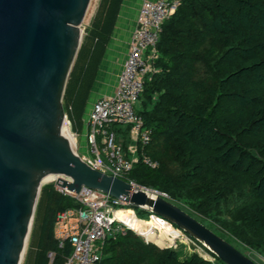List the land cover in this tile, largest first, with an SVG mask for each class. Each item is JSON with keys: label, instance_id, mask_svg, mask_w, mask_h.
<instances>
[{"label": "trees", "instance_id": "1", "mask_svg": "<svg viewBox=\"0 0 264 264\" xmlns=\"http://www.w3.org/2000/svg\"><path fill=\"white\" fill-rule=\"evenodd\" d=\"M123 2L99 0L85 28L63 100L76 133L87 128L86 109ZM157 51L137 107L153 130L144 152L158 166L140 159L124 179L167 193L264 264V0H180ZM111 128L126 147L129 128ZM76 206L54 183L42 186L23 264H65L73 247H61L54 229L57 214ZM212 256L160 247L126 229L106 238L96 264H225Z\"/></svg>", "mask_w": 264, "mask_h": 264}, {"label": "water", "instance_id": "2", "mask_svg": "<svg viewBox=\"0 0 264 264\" xmlns=\"http://www.w3.org/2000/svg\"><path fill=\"white\" fill-rule=\"evenodd\" d=\"M91 2L0 0V264H22L47 175L160 216L225 264H259L162 193L92 167L64 135V93Z\"/></svg>", "mask_w": 264, "mask_h": 264}, {"label": "built area", "instance_id": "3", "mask_svg": "<svg viewBox=\"0 0 264 264\" xmlns=\"http://www.w3.org/2000/svg\"><path fill=\"white\" fill-rule=\"evenodd\" d=\"M179 5L180 0H141L137 25L115 92L97 98L86 120V136L91 155L83 158L92 167L124 179L140 159L151 168L158 166V162L144 152L150 144L153 130L145 124L137 104L146 76L156 71L154 61L158 57L157 44L163 24ZM114 124L129 128L130 142L126 147L117 132L111 128ZM140 148L143 150L141 157L138 155ZM55 176L51 180L54 183L57 178L71 180L65 175ZM55 187L79 203V206L69 207L57 214L55 238L61 247L66 242L73 247L65 264H96L103 257L104 242L108 236L132 229L126 221L115 216V211L131 210L138 216L135 209L123 208L127 204L98 188L82 186L78 192H74L59 185ZM153 192L169 197L167 193L156 189ZM182 233L199 248L202 255L213 260L214 257L204 246L185 232ZM48 256L53 261L54 252H49Z\"/></svg>", "mask_w": 264, "mask_h": 264}, {"label": "crops", "instance_id": "4", "mask_svg": "<svg viewBox=\"0 0 264 264\" xmlns=\"http://www.w3.org/2000/svg\"><path fill=\"white\" fill-rule=\"evenodd\" d=\"M140 7L141 0H124L122 4L118 21L104 59L107 72L101 77L94 100L90 105L88 104L89 106L86 109L87 118L97 98L104 95H112L115 92L118 77L123 68L129 51L131 38L137 25ZM98 77L96 83L98 82ZM102 86L105 87L101 90ZM258 257L264 261V257Z\"/></svg>", "mask_w": 264, "mask_h": 264}, {"label": "rangeland", "instance_id": "5", "mask_svg": "<svg viewBox=\"0 0 264 264\" xmlns=\"http://www.w3.org/2000/svg\"><path fill=\"white\" fill-rule=\"evenodd\" d=\"M98 3H99V0H92L91 2V5H90V8H89V11H88V14H87V17L85 19V21L83 22L82 24V29L85 31V28L90 24V21H91V18L92 16L94 15L96 9H97V6H98ZM106 56V55H105ZM105 59V57H104ZM105 62L103 60V63L100 67V71H99V77H98V82L96 83L95 85V88H94V91L91 95V98H90V102H89V105L90 103H92V101L94 100L95 98V95L97 93V87H99V83H100V80H101V77L103 75L106 74L107 72V68L105 67ZM103 87L105 86H102L101 90L103 89ZM88 105V106H89ZM138 106V104H137ZM88 111V110H87ZM87 118V116H86ZM69 120V119H68ZM70 122V121H69ZM118 126H121V127H127L125 125H120V124H117ZM74 132V131H73ZM74 143H75V148L76 150L81 154L82 157H88L89 155H91L90 153V148H89V144H88V141H87V128H84V130L81 132V133H76L74 132ZM52 179H49V180H45V184L46 183H54L53 181H51ZM55 184V183H54ZM124 208V207H123ZM126 208V207H125ZM127 209V208H126ZM135 209L136 213L141 216V217H138L139 219V222L142 223L140 226H139V230L141 233L143 234H147L150 230V228L145 225V224H148L151 228L154 229V231L157 233V235L155 236V238L153 239L155 242V244L159 245L160 247H174V248H184L187 252H188V255H190L193 250H196L199 252V248L193 243L191 242L189 239L187 238H184V237H176L177 235L170 232V230L168 229L169 227V224H167V227H164V229H162V236H160V232H161V229L159 227H157L155 225V222H158L156 219H152L154 216H151V215H154V214H148V213H139V208H133ZM158 216H155V218H157ZM144 219V220H143ZM177 228V227H176ZM167 229V230H166ZM137 230V229H136ZM164 230L167 231V235L164 233ZM134 231V230H133ZM137 233V232H136ZM138 234V233H137ZM174 234V235H173ZM140 235V234H139ZM142 236V234L140 235ZM143 237V236H142ZM161 237V238H160ZM144 238V237H143ZM145 239V238H144ZM146 241V239H145ZM152 241V240H151ZM27 251V249H26ZM211 254V253H210ZM212 255V254H211ZM25 256H26V252H25ZM25 256H24V259H23V262L22 264L24 263V260H25ZM257 257V256H256ZM215 258H213L214 260Z\"/></svg>", "mask_w": 264, "mask_h": 264}, {"label": "bare ground", "instance_id": "6", "mask_svg": "<svg viewBox=\"0 0 264 264\" xmlns=\"http://www.w3.org/2000/svg\"><path fill=\"white\" fill-rule=\"evenodd\" d=\"M86 17H87V15H86ZM63 133L66 136V138L69 140V142L72 144V146L76 147L75 143H74V136L75 135H74V132H73L72 127H71V124H70L68 119H65ZM54 178H56L55 175H47V176L44 177L43 182H45V180L54 179ZM115 216L118 217L119 219H122V220L126 221L133 230L137 231L139 234H142V236H144V238H146L147 240L154 241L153 239L155 238L157 233L148 224H145V225H147L150 228L149 232L147 234L141 233L140 230H139V226L142 224V223L139 222V220H141V219H139L137 216H135L133 214V211L125 210V209H119V210L115 211ZM153 216L154 217L152 219H156V220H158V223H160V224L156 225L157 227H159L161 229V232L159 233L160 236H162V234H163L161 225L164 226V227H167V224H169L168 229L170 230V232L176 234L177 238L178 237L186 238V236L182 233V231L180 229L176 228L175 226H173L169 221H166L162 217H159V216L157 218H155V215H153ZM166 230H164V233L167 235V231Z\"/></svg>", "mask_w": 264, "mask_h": 264}]
</instances>
